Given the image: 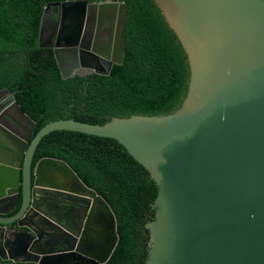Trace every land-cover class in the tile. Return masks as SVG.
<instances>
[{"label":"water","instance_id":"95a60500","mask_svg":"<svg viewBox=\"0 0 264 264\" xmlns=\"http://www.w3.org/2000/svg\"><path fill=\"white\" fill-rule=\"evenodd\" d=\"M154 2L189 64L173 112L102 124L61 118L32 136L35 121L0 88V232L14 222L16 251L0 248V264H51L74 251L104 264L117 244L111 207L65 160L44 156L32 167L53 130L112 138L148 171L157 193L144 264H264V0ZM127 13L117 0L49 2L38 43L53 49L63 79L108 75L123 61Z\"/></svg>","mask_w":264,"mask_h":264},{"label":"trees","instance_id":"16d2710c","mask_svg":"<svg viewBox=\"0 0 264 264\" xmlns=\"http://www.w3.org/2000/svg\"><path fill=\"white\" fill-rule=\"evenodd\" d=\"M59 1L0 0V88H8L35 121L33 135L61 118L102 124L113 116L167 114L180 106L189 80L187 55L154 0H117L128 4L121 64L108 75L66 79L53 49L38 43L43 8ZM44 156L65 160L111 207L118 241L104 264H144V225L157 193L148 171L116 140L77 131L44 135L33 161Z\"/></svg>","mask_w":264,"mask_h":264},{"label":"flooded vegetation","instance_id":"af4514ba","mask_svg":"<svg viewBox=\"0 0 264 264\" xmlns=\"http://www.w3.org/2000/svg\"><path fill=\"white\" fill-rule=\"evenodd\" d=\"M0 117H3V116L0 114ZM1 119L4 120L3 118H1ZM0 124H1V122H0ZM3 126H5V125H3ZM32 136H33V134H32ZM33 157H34V153H33L32 161H31L32 167H33L34 163L38 160L37 159L36 161H33ZM14 213H15V211L14 212H10L7 215L1 216V219H4L5 220V219H7L9 217H12V216H14ZM13 224H14V222H5L2 225L3 228H4V230H2V232H0V248H1V251H2V254H3L4 257L5 256H8V255H12V254H14L16 252L14 246L10 242L11 241V238H12V231H10L9 229H10V227ZM88 226H89V224H88ZM46 228L48 229V231L51 230L50 225H46ZM87 230H89V228ZM45 236H46V234H44V237ZM87 237H88L87 241H89V236H87ZM42 242L44 244H46L43 241V239H42ZM105 242L106 241L104 239L103 240V246H105ZM80 247L84 248V242H82V244L80 245ZM62 253H64V252H57L56 253V256L53 258V260L52 259H46L45 263H51V264H62V263L63 264H97L88 255L79 254L76 251L73 252V256L72 257L70 255L67 257V254H62ZM30 258L33 259V257H30ZM64 258L66 259V262H64ZM2 263L3 264H9V261L6 260V259H4V261H2ZM31 264H33V263H31ZM41 264H44V262L41 261Z\"/></svg>","mask_w":264,"mask_h":264}]
</instances>
